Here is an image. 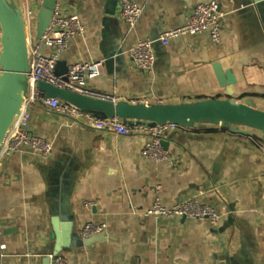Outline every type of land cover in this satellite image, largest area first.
Wrapping results in <instances>:
<instances>
[{
	"label": "crops",
	"instance_id": "1",
	"mask_svg": "<svg viewBox=\"0 0 264 264\" xmlns=\"http://www.w3.org/2000/svg\"><path fill=\"white\" fill-rule=\"evenodd\" d=\"M134 1L142 14L130 29L119 14L122 0H62L85 33L69 41L61 60L102 64L87 88L109 94L124 83L133 100L149 105L225 98L221 68L235 80L236 100L264 112V0H214L224 13L220 42L206 31L173 37L167 48L158 38L184 25L197 3L213 0ZM41 2L19 0L34 21ZM146 39L154 41L156 62L142 71L128 50ZM29 111L28 130L51 152L41 158L22 145L0 156V264H50L58 250L69 264H264L259 129L200 123L166 130L169 160L160 163L142 156L144 134L100 132L39 105ZM191 198L212 206L218 223L148 213L157 200L173 207ZM86 222L106 230L82 238Z\"/></svg>",
	"mask_w": 264,
	"mask_h": 264
},
{
	"label": "built area",
	"instance_id": "2",
	"mask_svg": "<svg viewBox=\"0 0 264 264\" xmlns=\"http://www.w3.org/2000/svg\"><path fill=\"white\" fill-rule=\"evenodd\" d=\"M119 14L129 28L133 29L142 14V8L134 0H122ZM24 16L30 58L27 74L29 91L22 114L11 130L2 154L9 155L19 151L22 145H28L36 150L41 158H48L51 152L50 143L34 135L27 128L31 117L29 107L31 105H39L70 120H81L88 127L100 132L108 130L122 136L144 134L148 137V141L142 149V156L160 163L167 162L169 160V151L165 146L164 132L169 129H186L189 125L167 122L153 127L146 125L130 127L118 117L100 119L93 113L83 112L79 107L69 102L58 98H48L39 89V82H46L72 93L110 101L114 104L119 101H127L133 104L144 103L149 105L146 100H133L129 86L124 83L115 84L109 94L87 88V80L97 78L102 72V64L99 61L73 63L68 66L64 76L55 73L56 64L61 60L62 53L68 48L69 41L72 38L82 37L85 33V26L80 16L76 13L64 12L62 0L55 1L49 25L39 38L35 37L34 12L28 10ZM223 17L224 13L220 10V5L217 1L197 3L184 25L164 32L158 38V42L162 47L167 48L170 44V39L173 37L197 35L208 31L212 41L219 43ZM31 19H33V24ZM32 26L34 27L33 35ZM153 44V40H139L136 45L128 50L132 64L138 70L147 71L154 68L156 57ZM45 49L48 50L47 53L44 51ZM210 125L217 128L222 127L221 124ZM258 147L264 153V146L258 144ZM148 213L157 217L183 216L195 220H208L211 224H217L220 219V214L212 206L202 204L195 198L186 199L173 207L164 206L157 200ZM105 230L106 223L86 222L80 229V236L89 238ZM3 234L4 227L0 223V237ZM0 247L4 248L5 245L3 244ZM49 258L50 264H69L67 257L61 254H52Z\"/></svg>",
	"mask_w": 264,
	"mask_h": 264
},
{
	"label": "water",
	"instance_id": "3",
	"mask_svg": "<svg viewBox=\"0 0 264 264\" xmlns=\"http://www.w3.org/2000/svg\"><path fill=\"white\" fill-rule=\"evenodd\" d=\"M55 1L42 0L35 18L36 38L41 37L48 27ZM29 63L26 21L19 0H0V156L24 109L29 91ZM67 69L66 62L60 60L56 64L55 73L64 76ZM217 75L221 86L225 88V98L211 96L181 104L146 105L127 101L114 104L72 93L46 82H39L38 85L48 98L69 102L100 119L118 117L130 127H153L167 122L190 126L200 123L221 124L225 127L235 123L259 129L264 138V112L236 100L232 87L235 81L233 76L225 75L221 68H218ZM57 234L60 245L61 240ZM58 251L54 254H59Z\"/></svg>",
	"mask_w": 264,
	"mask_h": 264
},
{
	"label": "rangeland",
	"instance_id": "4",
	"mask_svg": "<svg viewBox=\"0 0 264 264\" xmlns=\"http://www.w3.org/2000/svg\"><path fill=\"white\" fill-rule=\"evenodd\" d=\"M31 23L33 24V19H31ZM34 33V27L32 26V35Z\"/></svg>",
	"mask_w": 264,
	"mask_h": 264
}]
</instances>
